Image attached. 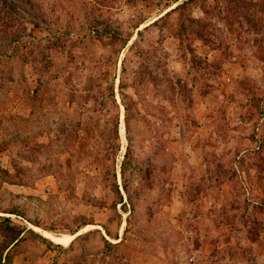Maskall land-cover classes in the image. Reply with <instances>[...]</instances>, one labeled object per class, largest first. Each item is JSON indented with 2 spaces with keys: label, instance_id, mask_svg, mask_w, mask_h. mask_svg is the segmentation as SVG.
<instances>
[{
  "label": "rangeland",
  "instance_id": "obj_1",
  "mask_svg": "<svg viewBox=\"0 0 264 264\" xmlns=\"http://www.w3.org/2000/svg\"><path fill=\"white\" fill-rule=\"evenodd\" d=\"M182 1L0 0V222L25 229L4 264H264V182L246 178L264 173V0L161 19ZM185 16L211 46L179 37Z\"/></svg>",
  "mask_w": 264,
  "mask_h": 264
},
{
  "label": "trees",
  "instance_id": "obj_2",
  "mask_svg": "<svg viewBox=\"0 0 264 264\" xmlns=\"http://www.w3.org/2000/svg\"><path fill=\"white\" fill-rule=\"evenodd\" d=\"M195 1H201V0H183L175 8H173L169 12H167L166 15L164 17H162L161 19H163L165 17H169L171 14L176 13V12H179L180 14L183 12L185 13L188 10V8L195 3ZM229 2L234 3V1H232V0H230ZM255 4H257V3H255ZM251 5L253 7L251 10L253 13H251V15H257L258 16V13H254L256 8H254L253 3H251ZM237 6H238L237 7L238 10L236 12L233 11L234 15H238L239 13L246 12V10H247L246 4L245 5L237 4ZM259 12L264 14V7ZM185 17H186V20L180 24L179 37L182 38L184 35L191 34L197 40H201L205 44L211 46V44H213V41L208 36L209 33L206 31L207 27H205V26H204V28L201 27L202 21H200L199 19H196V18H188L187 16H185ZM262 19H264V18H262ZM92 24H93L92 27H95V25H94L95 22ZM255 25H258V22H256ZM138 28H140V26ZM189 28H191V29H189ZM94 31H95V29H94ZM138 34L141 35L142 31H139ZM188 39L189 38H187V40ZM28 47H30L29 54H30V56L32 55V58H31L32 60L28 61V62L37 64L38 60L35 57V54L40 53V49L38 47H35V44H33V43L31 45H28L26 48H28ZM33 53H35V54H33ZM38 84H39V86L33 91V94L30 96V98L33 99V104H38L39 106H43L46 101L50 103V100H51L50 95H49L50 83L45 82L44 79L42 77H40L38 79ZM40 108H42V107H40ZM2 113H3V115H2V118L0 120V127L6 126V129H7L6 122H7V120H9V118L7 117V111H3ZM31 115L33 116V112H31L30 116ZM10 119H14V117H10ZM20 120H22L21 117H20ZM120 121H121V118L118 115V117L115 119V121L113 123L114 124L113 125V137L115 139L120 138V131H119L120 130ZM126 127H127L128 132H130L131 115H130L129 109H127V115H126ZM48 130L45 131V135L49 138V141H57L58 138H53L51 136L53 133L51 132L50 129H48ZM44 146H45L44 144L39 145V147H44ZM128 158H129V152L127 154V158L123 162V166H122L123 167V171H122L123 175L126 174L127 166L129 165ZM118 191L120 192V189H118ZM261 208H263V206H261ZM0 225H3L6 227L4 230H5V233L7 236L6 238L9 240V244H7V246H5V245L3 246L5 249H3V255H1V257H0V264H4L3 263V261L5 260L3 257L4 252L10 253L12 248L14 246H16V244L23 238L24 233H25V229L15 227L12 224V221L9 217L2 218ZM60 246H62V245H60ZM0 250H2V249H0Z\"/></svg>",
  "mask_w": 264,
  "mask_h": 264
},
{
  "label": "crops",
  "instance_id": "obj_3",
  "mask_svg": "<svg viewBox=\"0 0 264 264\" xmlns=\"http://www.w3.org/2000/svg\"><path fill=\"white\" fill-rule=\"evenodd\" d=\"M246 178L248 181L250 179V183H249L250 185L249 195H250L251 190L256 189L257 187H260L259 182H264V173H256V172L250 171L249 173H246ZM262 196H264V193H262ZM254 246H256V251L260 250L261 253H264V231L259 233L257 240L254 242Z\"/></svg>",
  "mask_w": 264,
  "mask_h": 264
},
{
  "label": "bare ground",
  "instance_id": "obj_4",
  "mask_svg": "<svg viewBox=\"0 0 264 264\" xmlns=\"http://www.w3.org/2000/svg\"><path fill=\"white\" fill-rule=\"evenodd\" d=\"M125 121L122 120L120 123V132L122 137L125 136ZM34 230H36L38 233H40L41 235H43L44 237L58 243V244H62L64 246H69L71 244V242L73 241L75 236H71V235H63V236H57L55 234H53L54 232L50 233L51 231H45L43 229H41L40 227H36L33 226Z\"/></svg>",
  "mask_w": 264,
  "mask_h": 264
}]
</instances>
